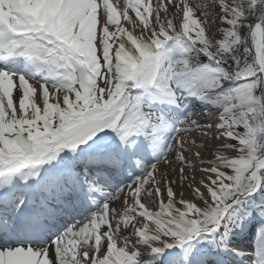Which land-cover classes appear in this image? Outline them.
Listing matches in <instances>:
<instances>
[{"label":"snow or ice","instance_id":"obj_1","mask_svg":"<svg viewBox=\"0 0 264 264\" xmlns=\"http://www.w3.org/2000/svg\"><path fill=\"white\" fill-rule=\"evenodd\" d=\"M0 264H264V0H0Z\"/></svg>","mask_w":264,"mask_h":264},{"label":"bare ground","instance_id":"obj_2","mask_svg":"<svg viewBox=\"0 0 264 264\" xmlns=\"http://www.w3.org/2000/svg\"><path fill=\"white\" fill-rule=\"evenodd\" d=\"M193 111H195V112H197V113H200L201 111H203L202 106L199 105L198 102H194ZM194 118H196V119H202V116H199V115H198V116H196V117H194ZM236 240H237L239 243L243 244L244 246H245V245H246V246L249 245V243L246 242L245 240H239L238 238H236ZM246 246H245V248H246Z\"/></svg>","mask_w":264,"mask_h":264}]
</instances>
